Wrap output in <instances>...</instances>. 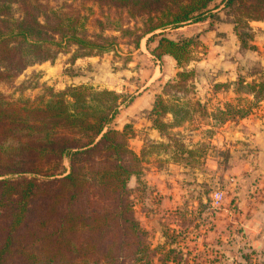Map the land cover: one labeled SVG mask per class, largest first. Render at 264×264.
<instances>
[{"label":"trees","instance_id":"1","mask_svg":"<svg viewBox=\"0 0 264 264\" xmlns=\"http://www.w3.org/2000/svg\"><path fill=\"white\" fill-rule=\"evenodd\" d=\"M82 1L106 9L96 19L100 34L88 35L81 18L40 0H0V84L70 46L76 47L73 59L112 51L116 37L102 34L109 27L135 34L136 48L146 36L157 37L151 55L158 61L170 56L181 69L163 93L185 90L194 86L188 67L195 41L173 39L167 30L206 21L220 8L235 14L236 33L240 24L264 20V0ZM122 19H140L142 27L126 30ZM240 40L245 48L242 34ZM237 86V94L257 97L264 80L239 78ZM127 102L116 91L84 84L52 91L41 105L0 91V264H154L157 248L136 217L129 186L142 175L143 150L138 155L129 147L128 125L112 126ZM181 103L179 97H155L149 118L162 137L187 120ZM231 110L226 104L220 114Z\"/></svg>","mask_w":264,"mask_h":264},{"label":"rangeland","instance_id":"2","mask_svg":"<svg viewBox=\"0 0 264 264\" xmlns=\"http://www.w3.org/2000/svg\"><path fill=\"white\" fill-rule=\"evenodd\" d=\"M40 1L50 10L81 18L88 35L101 33L96 19H102L105 8L82 0ZM212 13L206 21L166 32L173 39L195 41L188 67L195 72L189 80L194 86L188 89L163 93L164 84L181 69L168 59L155 62L150 49L157 37L146 36L136 48L135 34L109 27L102 34L116 37L112 51L73 59L76 47L70 46L53 61L0 84L4 94L34 105H41L52 91L82 84L116 91L128 101L123 106L133 102L131 107H148L158 94L182 99L181 115L187 120L167 128L163 141L151 139L146 127L135 122L127 127L130 148L137 130L144 140L142 175L129 186L136 217L157 248L154 264H264V90L257 97L235 92L239 78L248 83L264 80V26L256 24L264 20L249 22L250 29L240 24L236 33L232 11ZM111 15L118 17L114 11ZM122 21L126 30L142 27L140 19ZM156 69L157 75H166L149 82ZM167 75L172 78L166 81ZM226 104L232 110L222 115ZM149 113L139 111L134 120L141 122ZM244 119L258 123L251 127L255 137L234 139L232 132ZM166 122H173L171 116ZM121 125L122 118L112 124L116 129ZM64 166L69 169V158Z\"/></svg>","mask_w":264,"mask_h":264},{"label":"crops","instance_id":"3","mask_svg":"<svg viewBox=\"0 0 264 264\" xmlns=\"http://www.w3.org/2000/svg\"><path fill=\"white\" fill-rule=\"evenodd\" d=\"M196 24H198V23H196ZM256 24H259L260 26H264V22H256ZM165 59H168V60H171L172 62H174V59L172 57H170V56H165L163 58V60H165ZM155 62H158V61L155 60ZM156 71H157V69L155 70L154 76L149 80V82L153 81L155 78L159 79L162 76L164 78V76L166 75V74L157 75ZM157 76H159V77H157ZM171 78L172 77H170V75H167L166 79H164V80L167 81L168 79H171ZM147 87H148V85H146L145 88H147ZM154 97H155V92H154L153 98ZM153 103H154V99H153V101L150 102L148 107L147 106L131 107L134 104L133 102L132 103L130 102L127 105H125L126 107L122 105L120 107V109H119V112H118L116 118H115L116 122H117V120L122 118V125L120 127H117V129L121 130L126 125L135 122L136 126H143V128L146 127V130L150 132V138L151 139H154L156 142L157 141H163V137L161 136L160 132L153 127V124H152V121H151L150 118H144V119L140 120L141 122H139L138 120H134V117H135L137 112H139V111H141V112H144V111L149 112L152 109V107H153ZM122 107H125V108H122ZM137 107H138V109H137ZM115 120H114V123H115ZM256 125L258 126V123H256L254 119L240 120V122L236 126L237 128L235 129V131L232 132V136H236V137H234V139L235 138H243L245 140H249L251 137H255V135H252L253 130L251 129V127L252 126H256ZM231 139H233V138H231ZM143 147H144V140H143L142 136H140V134H139V132L137 130L136 131V135L131 140V148H132V150L134 152H136L138 155H140L141 152H142ZM133 180L136 183V177H132L130 179V183H132Z\"/></svg>","mask_w":264,"mask_h":264}]
</instances>
